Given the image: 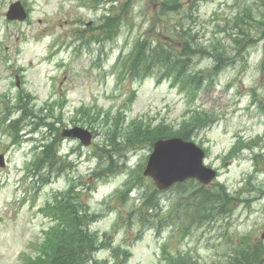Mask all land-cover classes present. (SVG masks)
I'll return each instance as SVG.
<instances>
[{"label":"rangeland","instance_id":"374dc122","mask_svg":"<svg viewBox=\"0 0 264 264\" xmlns=\"http://www.w3.org/2000/svg\"><path fill=\"white\" fill-rule=\"evenodd\" d=\"M13 1L0 0V97L14 96L13 80L23 74L19 82L39 106L47 99L61 104L53 106L54 113L62 108L55 134L74 125L96 133L87 147L62 139V153L69 155L57 164L63 169L48 174L50 167L37 165L44 175L25 184L15 182L26 172L18 167L32 160L31 148L50 131L42 121L36 134L24 120L15 121L25 140L18 147L0 133V152L9 158V167L0 168V216L6 218L0 222V264H19L16 255L28 237L44 240L52 222L39 209L71 183L84 193L76 203L94 214L89 230L101 244L84 264H179L186 262L182 257L236 264L248 247L261 259L256 243H264V0H179L182 7L173 12L161 9L164 0H28L30 19L24 23L6 20ZM104 15H118L110 22L116 25L110 38L103 33ZM140 43L145 61L141 74H133L130 59ZM215 47L223 54L220 63ZM169 57L184 60L173 67L183 75L168 71L163 61ZM81 105L86 107L79 110ZM195 110L209 120L190 139L205 149V164L218 171V180L159 191L143 175L155 140L150 133L160 121L166 122L161 131L181 129ZM19 115L9 105L5 116ZM240 134L250 144L223 161ZM111 135L124 151L109 171L96 147ZM128 136L134 139L125 147ZM68 161L74 167L65 171ZM146 198L157 201L150 215ZM24 200H30L27 206Z\"/></svg>","mask_w":264,"mask_h":264},{"label":"trees","instance_id":"16d2710c","mask_svg":"<svg viewBox=\"0 0 264 264\" xmlns=\"http://www.w3.org/2000/svg\"><path fill=\"white\" fill-rule=\"evenodd\" d=\"M174 8V7H173ZM114 18L112 20L107 19L106 26L108 27V32H112L114 30V27H116L115 24H110V22H113ZM103 29L106 30L105 26H103ZM136 53L133 54V56L130 59V72L133 74H141L140 65L145 61V51L143 44L140 43V46H136ZM184 62V60H176L174 61V65L179 66ZM132 74V75H133ZM199 86V84H198ZM29 94L26 95V98L24 100L23 105L20 107V100L23 99L22 93H20L17 97V103H18V109L21 110V112H25V108L27 106V102L29 100ZM44 116L40 119H44L47 123V126H49L52 129V126H54L53 121L51 120L54 118V110L53 106L51 104H46L44 108ZM31 115H33V112H31ZM36 117H39L36 115ZM207 121L206 116H203L201 112H198L194 115H192L190 118L187 119V121L184 122V125L181 129L178 131H173L170 129L167 131H161L159 125L156 133H150V136H153L155 138L157 137H163V136H171V135H177L181 136L185 139H190L192 136V133L195 129L203 125ZM207 125V123H206ZM162 128V127H161ZM112 145L116 144L115 141L111 140ZM100 151H102L100 149ZM103 152V151H102ZM110 152V151H108ZM42 153L44 154L43 160L46 159H53L54 153H56V145L55 143H50L46 146L43 145ZM105 153L103 152V155ZM102 155V156H103ZM106 155V154H105ZM101 156V157H102ZM109 159L112 158V155L108 153ZM37 166V165H36ZM111 166H108V169H110ZM83 192L74 191L73 188L69 189L66 192H63L62 198L60 200H69L72 198L73 200H81V195ZM205 197V194L202 196V198ZM208 200H200V203L207 202ZM68 204V205H67ZM205 208L203 205L200 206ZM59 209L62 212H67V215L70 218V225L68 228H65L61 231H59V240L56 241L57 246L55 247V256L52 258L51 262L49 264H84L85 257L87 254L91 253L97 248L98 238L96 235L90 233L85 227V220L88 219V214L85 211L83 215H79V207L75 206V208H72V204L70 201L67 203H60ZM67 216V217H68ZM65 243V244H63ZM239 256V255H238ZM236 257V264H257L258 262V253L257 250L248 247L247 249H243L241 256ZM181 264H188V263H181ZM190 264H197L196 262H191Z\"/></svg>","mask_w":264,"mask_h":264},{"label":"water","instance_id":"95a60500","mask_svg":"<svg viewBox=\"0 0 264 264\" xmlns=\"http://www.w3.org/2000/svg\"><path fill=\"white\" fill-rule=\"evenodd\" d=\"M10 19L24 20L26 13L20 2L11 5L8 12ZM64 135L76 136L83 143L90 144L91 133L81 128L67 130ZM191 147L197 149L193 143L186 142L181 138L159 140L155 142L154 150L149 157L145 174L152 175L159 188L168 187L173 179L184 180L185 178H197L204 183H209L215 172L203 166V151L195 154Z\"/></svg>","mask_w":264,"mask_h":264},{"label":"bare ground","instance_id":"6f19581e","mask_svg":"<svg viewBox=\"0 0 264 264\" xmlns=\"http://www.w3.org/2000/svg\"><path fill=\"white\" fill-rule=\"evenodd\" d=\"M261 183H262V182H261ZM216 206H217V205H216ZM239 256H240V255H239ZM239 256H238V257H239Z\"/></svg>","mask_w":264,"mask_h":264}]
</instances>
